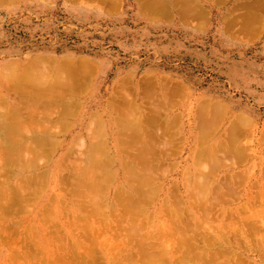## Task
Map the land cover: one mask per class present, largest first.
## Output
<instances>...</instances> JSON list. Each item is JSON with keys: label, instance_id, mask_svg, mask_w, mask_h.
I'll return each instance as SVG.
<instances>
[{"label": "rangeland", "instance_id": "obj_1", "mask_svg": "<svg viewBox=\"0 0 264 264\" xmlns=\"http://www.w3.org/2000/svg\"><path fill=\"white\" fill-rule=\"evenodd\" d=\"M149 2L151 0H7L0 4V71L6 63L13 62L21 69L24 62L38 57H43L46 64L49 62L50 65L44 68L35 67L33 71L35 75L43 74L47 80L55 74L56 69L52 66L54 62L64 59L85 61L83 63L91 70L80 88L87 85L83 86V90H78H81L79 95L76 92L77 96H74L69 112L62 118L67 121L66 125L63 123V126H59V106L56 109L53 106L49 108L46 114L49 117L46 120L42 117L45 116L47 108L38 105L32 115L34 118L29 119L32 122L35 118L41 119V123L48 122L47 134L42 131L39 123L32 125L35 126L33 132L31 121L27 127H32L29 135L31 138L42 137L41 149L37 151V162L32 168H27L20 162V167L14 168L8 174L14 179L36 176L40 178L34 179L33 188L27 189L30 200L23 204L25 210L14 215L12 220L17 221L22 216L26 221V228L34 230L38 225V219L32 213L34 204L37 203L38 196L41 198L42 194H49V198L55 196L60 199L61 208L64 210L62 216L55 220L57 227L54 220H51V224L59 231L63 230V226L71 219L66 209L69 206L71 209L78 208L79 203L88 201L87 197L81 198V195L90 196L96 193L95 190L84 188L80 191V198L77 197L78 192L72 193L73 197L68 193L70 186H61V179H58L63 175L62 179L67 178V183L76 182V174L70 168L76 165L78 168L87 167L90 140L104 146L101 156L106 162L104 177L107 185L102 192L107 193L104 196L107 197L105 201L109 202V198H114L117 182L124 176L127 177L122 166L125 161L130 162L133 159L134 156L130 155L136 154L135 145L129 143L132 145L130 146L123 142L126 135L119 136L120 131H124V123L120 127L117 121L118 116L124 118L123 114L119 115V111H122L119 99L123 100L129 95L126 97L130 99L129 104L134 103L131 107H136L139 119L148 110L153 114L156 112L155 116L151 115V111L147 114L154 117L152 123L156 125L151 123V133L155 138L157 136L148 145V154L152 161L149 165L152 166L153 181L155 180L153 201L150 202L153 204H149L152 205L149 207L144 202L141 203L149 207L148 212L151 214L143 223L146 233H142L144 239L148 238L149 247L160 256L163 245L166 242L169 244L174 234L180 235L176 233L178 229L173 227L174 233L171 231L166 234L162 238L165 242L160 244V233L169 231L162 224H166L165 215L169 214H160L167 207L163 214L175 209L176 217L195 230V233L189 232L187 236L194 241L193 246L197 249L207 243L224 247V251L216 259L219 261L217 263L264 264V244L261 246L264 236V221L261 220L264 216L260 215H264V142H261L260 137L264 134V0H159L165 4L163 9L150 8ZM186 6L194 7L189 10ZM145 80L152 81L150 84L155 85L151 86L153 89ZM145 82L149 88H144ZM7 83L0 84L1 102L3 100V105H0L7 109L0 111L5 113H1L2 115H13L14 109L11 108H14L12 105H15L18 96L7 89ZM155 90L157 93H154ZM119 91L126 95H121ZM146 91L153 92L148 96ZM162 91L167 98H164ZM141 92L145 93L141 95ZM146 95L150 98V103L146 102ZM158 97L167 99L165 101L168 105L165 102L160 103ZM110 99L112 104L108 101ZM153 100L158 103L156 106ZM206 102L213 105L221 103L223 107L219 110L226 111L223 112V117L220 115L223 118L221 123L218 124V120L214 124L216 126H211L213 132L201 134L196 128H201L197 126L199 120L196 118L200 112L196 113V107ZM151 103L155 107L162 105L167 109L164 108V111L161 107L162 111L160 108L153 111L154 106ZM26 108L27 105L23 104L24 115L27 114ZM8 114V118L13 117ZM238 114L244 119L245 127L243 134L237 131L240 132L238 136L236 132L234 137L237 140L235 139L232 150L238 151L240 156L233 154V157L230 155V158H224L226 160L221 158L220 163L215 164L216 160L214 162L213 158L218 162L223 152H226L221 149L220 140L226 144L225 130L231 118L234 119ZM130 118L134 119L133 116ZM115 124H119V127ZM217 124L220 126L216 131ZM156 129L162 134L157 132L160 133L157 135ZM0 136L2 140L1 133ZM116 137L123 141L118 142ZM128 142L130 141L127 139ZM117 146L122 150H114ZM151 149L155 151L153 154ZM161 150L167 152L162 154ZM67 152L70 156L66 160ZM62 157L65 158V168L58 164ZM228 159H232V165L231 162L223 164ZM55 177L58 185L53 189ZM104 193L102 194L105 195ZM200 194L202 197L206 195L209 200L206 206L209 207V218H212L207 223L201 218L205 205L200 206L203 203L200 202L201 199L204 201ZM97 195H100V190ZM82 199L85 200L81 201ZM116 200L113 199L114 204ZM86 202L83 204L87 205ZM199 202L200 204L195 205ZM117 204L120 210L122 203L117 200ZM251 204L256 206L254 209L258 210L261 218L256 214L254 217L253 214L249 221L257 218L255 221L259 220L257 222L261 225L254 222L258 227L250 231L242 226V220L238 217L247 209L250 216ZM105 206L106 203L103 202L101 207L106 209ZM237 225L241 230L236 228ZM254 231L259 232L261 242L256 239ZM179 238H186V235ZM112 241V238L108 239L109 243L105 240L107 245ZM181 249L182 247L174 248L168 254L172 258L179 257ZM8 252L6 246H0V264L23 263L20 257L7 258ZM102 253V250L96 253L99 258L97 264H107L108 255L100 259ZM122 256L123 254L120 258ZM124 262L133 264L128 260L121 263L125 264Z\"/></svg>", "mask_w": 264, "mask_h": 264}, {"label": "bare ground", "instance_id": "obj_2", "mask_svg": "<svg viewBox=\"0 0 264 264\" xmlns=\"http://www.w3.org/2000/svg\"><path fill=\"white\" fill-rule=\"evenodd\" d=\"M5 1L7 2V0H0V4L4 3ZM149 4H148V7L150 8H155V7L160 8V9L165 8L164 6L165 4L160 3L159 0H151ZM193 7L194 6H192L191 8L187 7V9L189 8L190 10V9H193ZM180 8L182 10H185L182 7ZM42 58L43 57L41 58L38 57L37 59H31V60L24 62L25 64L22 66L21 69H19L17 65L13 62L6 63V65H4L0 71V84H3V82L6 83L7 81L8 82L7 89H9L10 91H13V93L18 96V100L16 101L15 105H12L14 106V108H11L12 110L14 109L13 110L14 114L13 115L10 114L13 117L8 118L7 116L8 113L6 115H2L1 113H4V112L0 111V117H1L0 118V133L3 138L1 140V136H0V246H6V249L9 250L7 258L20 257L23 260V263L21 264H97L98 263L97 261L99 260V258L96 257V253L102 250L103 253L101 254L100 259H102L105 255H108L107 264H120L122 261H125V260H128V262H133V264H219L217 263L219 262L217 260H218V257H220V254L224 251V247H221L220 245H217L215 243H211V244L207 243V245L205 244V246L199 247V249L193 246L195 245L194 241L188 238L187 233L189 232L195 233V230L193 228L191 229L190 226H188L181 219L176 217L177 212L175 209L170 210L169 212L163 214V212H165V210L167 209L166 207V209L165 210L163 209L164 211L162 210L163 212L160 213L162 216H164L165 214H169L170 216L169 217L167 215L168 216L167 217L165 215L166 220H167L166 221L167 225L164 224L165 222H163L165 220L162 221L164 229L167 226L169 231L160 233L162 234L159 240L161 241L160 244L163 245L165 241L162 240V238L166 234H170L173 227L174 229L177 228L178 231L176 233L180 234V235L174 234V236H172V240L170 241L171 245H169L170 242H168L169 244H167L166 242L165 245H163V250L160 256L156 255L157 254L156 250H154L152 247H149L150 244L148 242L149 241L148 238L144 239V235L142 233L145 232L143 230V228L145 227L143 223L146 221L147 216L149 215L151 216L148 210H149V207L152 206L149 204H153L150 202L153 201L152 190H154L153 183L155 182V180L153 181L154 178H153V173H152V166L149 165V163L151 164L152 161L148 154L150 151L148 145L152 144L153 141H155L154 140L155 136L153 133H151L152 131L151 127H153L152 125L155 124V123H152L154 119V117L152 116H155L156 112H154L153 114L152 111L150 110L151 115L153 114L150 117L148 116L149 115L148 113H150V111L148 110V113H146V115L148 114L147 117L145 114H143L145 115L144 117L146 118L143 117V118H140L141 119L140 120L138 118L136 107H133V106L131 107V104L134 105V103L131 102L129 104L130 99L129 97L128 98L126 97L129 95L125 94L126 95L125 96L123 92H120V91L119 92L121 93V95L123 94L125 98H123V100L119 99L121 101L119 102V107H121L120 109L122 110V111H119L120 112L119 115L123 114L122 116L124 118H122L121 116L120 117L118 116V119L117 118L116 119L118 123H120V127H122L123 126L122 123H124V126H123L124 131L123 132L122 130L120 131L121 135L117 133V137L119 136L125 137L126 135V140L123 141V139L121 138L120 139L117 137L116 138L118 139V142L119 141L121 142L122 140L125 144L132 143V145H135V148L137 149V150L135 149L136 154L130 155L131 157L134 156L133 159L130 160V162L125 161V163L122 166L125 170L124 172L127 173V174L125 173L127 177L124 176V178L121 181H118L117 182L118 186L116 190H114L115 200L117 199L120 202V204L122 203L121 207L119 205L120 210L117 207L118 206L117 200H116V204H114L113 202V199H114L113 197L109 198L110 200L109 202L105 201L107 197H104V196H106L107 193L105 194L104 192H102L103 187L107 185V183H105L106 178L104 177L105 172H106L104 171L106 169V165H105L106 162L104 158L101 156L102 155L101 151H103L104 146H102V144L98 143L97 141L90 140L89 153L87 154V157H86L87 167L78 168L79 166L76 165L70 168V170H72V172L76 174L75 176L76 182L71 183V184L67 183V178L62 179L61 176L63 175L59 176L58 178L59 180L61 179V186L65 187L67 186V184L70 186V188L68 189L69 195L71 194V196L74 197L72 193L78 192V196H77L78 198H80L81 196H82L81 198H83V196L85 197V199L86 197L88 198L87 202L84 201L85 199H82L81 201H84V202L80 201L81 203H79L78 208L76 207L74 209L73 208L71 209V207L69 206L66 209V212L69 214V216L71 215V219L68 222H66V226L65 225L63 226V230H61L62 232L56 228L57 224L55 220H58L59 216H62V212H64V210H62L61 208L60 199L55 198V196L54 197L52 196L49 198V194H44V195L42 194L41 198L38 196L37 198L38 201L37 203L34 204L32 213L34 215V218L38 219V225L34 228V230H29L28 228H26V225H25L26 221L25 219L22 218V216L18 218L17 221L12 220L14 219L13 218L14 215H19L25 210V206L23 204L26 202H29L30 200L27 189L30 187L33 188L34 179L36 180L40 178L39 176H36V177H30V178L14 179L10 176V174H8L9 172H13L14 168H19L20 162L22 164L24 163V165L27 168L34 167L35 163L37 162V157H38L37 151L38 149H41L42 137L38 138L37 136L34 137L32 135L34 138L33 137L31 138L29 136L31 135L30 128L34 127L32 128V132H33V129H35L36 124L38 125L39 123L40 126L42 125V128H41L42 131L46 132V129H48L46 127V124L48 122L47 123L42 122L43 123L42 124L40 121L41 119H37V118H35L36 121L35 120L33 122L31 121L34 118L32 115H34L33 112L35 111V108L38 105H42L44 108H47V111L45 112V116H43L42 118L48 119L49 116H47L46 114L49 108H52L53 106L54 107L53 109H56L59 106V113H61L60 115L61 119L60 121H58L59 126H63V123H65L64 125H66L67 121H63L62 118L65 116L64 115L65 113L69 112L72 106V103L74 101V96H77L75 95L76 92H78V95H79L80 91L83 90V86L87 85V84L83 85L82 89L80 88L82 83L86 79L85 77L88 75L89 72H91V70H89V68L86 67V64L83 63L85 61L81 60L82 62H80V59H78L79 62H77L78 60L74 62L72 61V59H64L59 62H54L52 66L56 69L55 74L52 75L49 78V80H47V77L44 76L43 74L35 75L33 71L35 67L44 68L45 66L50 65L49 62L47 65L45 62L46 59L44 60V58L43 59ZM15 70H19L20 72H15ZM145 81L147 82L148 80H145ZM151 82H149V84ZM145 83H143V85ZM146 85H148V83L144 85V88L147 87ZM119 86L121 88V85ZM151 86L153 85L150 84V87ZM153 87L151 88L153 89ZM79 89L81 90L78 91ZM143 89L141 90L142 91L146 90V89L145 90ZM172 91L173 90H171V92ZM114 92H115V89H114ZM151 92L147 93L146 91V94L150 96L151 94L149 93ZM163 92L164 91H162L161 93L164 95V98H167L166 95L164 94L165 92L164 93ZM144 93L145 92L143 93L141 92V95H143ZM154 93H157V91L155 90ZM113 98L116 99L115 97ZM148 98L149 97L146 98L147 99L146 102L148 101ZM159 98L160 97H158V99ZM163 99L161 98L159 99L160 103L162 102V104H164L163 102H165V105H168L166 104V101H165L167 99H164V101H162ZM108 101H110V103L112 102L111 99ZM207 101L209 102L211 100H207ZM2 102L0 99L1 105H3ZM13 102H15V100ZM148 103L150 102L148 101ZM156 103L155 101L153 102L155 106L158 104ZM23 104L27 105V108H26L27 114L25 115L23 114V111H22ZM5 105L6 104H4V106ZM150 105L152 107L154 106L152 105V103ZM146 106H149V105L147 104ZM155 106L154 108H152L153 111L157 110L158 108H160L161 110L162 105L161 107H155ZM221 106L223 107L221 103L220 105L217 103L213 105L210 103L208 104L207 102L206 104L203 103L202 105H197L196 113L200 112L199 117H198V114L195 113L196 116L198 117L196 119L199 120L198 121L199 124H197V126L199 125L201 128L199 127H196V128L199 129L201 134L203 133L205 134V132L207 134L209 132H213L214 129L211 131L210 128L211 126L212 128L216 126L214 124H216L218 120L220 121L217 123L218 124L221 123L223 119L222 117L224 116L223 112L225 113L226 111V109L219 110V108H222ZM1 108L0 110H3V111L7 110V109H3L4 107L2 109ZM164 108L167 109L166 107ZM164 108L162 107V110L165 111ZM220 112H222V114ZM220 115L221 116L223 115V116L221 117ZM239 115L241 114H238L236 117H233L234 119L231 118L230 120L231 122L229 123V125L227 126L225 130L226 138L224 139H225L226 144L223 143L224 141L220 140L221 149H224L226 151V152H223L225 157L222 154V157L218 159V162L216 158L215 159L213 158V161L216 160V162L214 161L215 164L220 163L219 161L222 160L221 158H223V160H226L224 158L226 157L230 158V155L232 156L233 154L234 155L236 154L238 157L240 156V153L238 151L232 150V145L235 143L234 142L235 139L237 140V138L234 137L236 132L240 131L241 132V133L239 132L240 134H243L242 132H244L243 130L245 127L243 124L244 119H242V116H239ZM128 116L129 118L133 116L134 119H131V118L127 119ZM31 117L33 118L31 119ZM30 121L32 124L29 123ZM54 121L56 120L54 119ZM162 122L164 121L162 120ZM30 124L31 126L35 124V126H32L28 129L27 127H29ZM115 125L116 126L118 125L117 127H119V124H115ZM161 125L159 126L160 130L162 128ZM219 126L220 125H218L217 128L215 127V130L218 129ZM26 129L29 133L26 132ZM157 132H160L162 134L161 131L156 129V133ZM239 133H238V136H239ZM45 134H47V132ZM122 134H124V136ZM159 134L157 133V135ZM213 134L214 133H212V135ZM260 137H262L261 138L262 140L260 139L261 142H264V134H262V136ZM203 138L205 139V137ZM127 139L130 142L127 143ZM138 142H140L141 144L139 145ZM165 142H168V140ZM169 143H172V142H169ZM119 144L123 145L121 143ZM259 144H260V141H259ZM201 145H203V141L201 142ZM118 146L117 148L115 147L114 150L118 151V149L120 148ZM120 150H122V148L119 149V151ZM153 152L155 151L153 150L152 154ZM160 152H163L162 154H165L167 151L164 152L161 150ZM68 155H69V152H67L65 158ZM65 158L62 157L61 160L58 162V164L60 165L62 164V168H65L64 167ZM68 158H66V160ZM228 160L223 161V164L224 163L227 164L228 162H229L228 164H230L231 162L230 160L232 159H228ZM123 162H124V158H123ZM232 164L233 163L231 162V165ZM263 176H264V173H263ZM56 181L57 179L55 177L54 184L52 186L53 189H56L58 185ZM84 188H89L92 191L95 190L96 193L90 196L81 195L80 191H82ZM99 190H100V195H97V192ZM84 193H85V190H84ZM102 193H104L105 195H103ZM79 195L81 196L79 197ZM204 196L202 197L201 195V198H204V201H202V199L201 201L199 200L200 202H203V203L200 204L199 202L197 204L195 203V205L200 204V206H204V205L206 206L207 205L206 203H209V200H207L208 197H206V195ZM61 199H63V196L61 197ZM165 199L166 198L164 197V200ZM85 202L87 203V205L83 204ZM103 202L106 203V206H105L106 209L101 207V204L103 205ZM142 202H144V205L146 204V206L148 205L149 207L142 205L141 204ZM205 206L202 208L201 218L205 220L204 221L205 223H207L206 221L210 220L212 217L209 218L210 217V214H209L210 212H208L209 207L207 206L205 207ZM254 208H256V206L254 204H251L250 210L252 214H250V216H248L249 212L247 211L249 209L245 208L247 209L246 210L247 212L244 210L246 214L242 213V215H239L238 217L239 219L242 220V224H243L242 226L250 231L258 227L257 224H255L254 222L256 223L260 222L259 220H257L258 222L255 221L257 218H255L254 220L252 219V221L251 220L249 221L251 215L253 216L254 214V217H255V214H256L257 217H260V218L261 216H264L262 214H260L261 216L260 215L258 216L259 214L258 210ZM263 219L264 218H262L261 220L262 222L264 221ZM51 220H54L56 227L53 224H51ZM258 224L261 225V223H258ZM236 228L238 230L239 229L241 230L239 225H237ZM250 231H247V233H250ZM262 232L264 233V230ZM172 233H174V231H172ZM253 233L257 237L256 239L259 242H261V236L259 232L254 231ZM183 234L186 235V238H179V236H182ZM104 235L106 238H104ZM102 236L104 239L102 238ZM111 238L113 239L112 243L107 245L106 242H108V239H111ZM263 238H262L261 246L262 244H264ZM116 241L119 243H117ZM115 242H116V245L114 244ZM178 247H182V249L180 250L181 251L180 256L179 257L173 256L172 258V255L168 254V252L170 253L174 248H178ZM36 250L38 252L35 253ZM104 252H108V254H105ZM121 254H123L122 258H120ZM78 256H80V259ZM133 256L135 258H132ZM131 258L132 260H130ZM117 259H119L118 262L116 261ZM126 262L124 263L126 264ZM221 264L223 263L221 262Z\"/></svg>", "mask_w": 264, "mask_h": 264}]
</instances>
